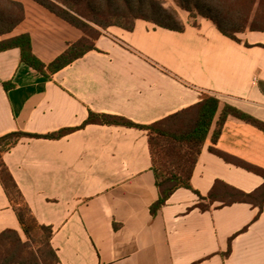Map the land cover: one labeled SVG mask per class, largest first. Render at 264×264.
Here are the masks:
<instances>
[{
    "label": "crops",
    "instance_id": "obj_1",
    "mask_svg": "<svg viewBox=\"0 0 264 264\" xmlns=\"http://www.w3.org/2000/svg\"><path fill=\"white\" fill-rule=\"evenodd\" d=\"M0 40L29 33L46 64L84 32L35 0ZM177 31L145 19L133 30L110 26L96 47L45 76L22 62L20 48L0 51V136L23 131L3 157L40 224L53 227L57 264H264V204L215 201L199 206L221 180L246 192L264 177L211 147L264 169V131L230 115L216 143L225 105L264 122V30L224 34L208 18L183 15ZM5 82L13 85L7 89ZM221 100L195 166L153 214L160 198L146 129L85 124L91 111L148 125L201 101ZM206 202V201H205ZM26 235L0 181V231Z\"/></svg>",
    "mask_w": 264,
    "mask_h": 264
},
{
    "label": "trees",
    "instance_id": "obj_2",
    "mask_svg": "<svg viewBox=\"0 0 264 264\" xmlns=\"http://www.w3.org/2000/svg\"><path fill=\"white\" fill-rule=\"evenodd\" d=\"M61 18L81 29L84 36L69 44L65 52L49 64L35 55L32 38L24 33L0 40V51L20 48L22 62L45 76L62 69L96 47V40L104 30L116 25L133 30L137 19H145L159 26L183 31L185 21L176 7L190 11L193 17L213 21L227 36L238 39L237 33L246 30H264V0H35ZM25 17L22 3L0 0V34L11 32ZM195 24L197 22L195 21ZM103 30V31H102ZM9 89L13 83L5 82ZM221 105V100L205 93L198 103L184 108L152 124H137L125 117L90 113L85 124L106 123L146 129L153 159L160 198L151 206L157 211L178 188L194 189L191 178ZM243 119L264 131V122L231 105H225L212 137L216 143L230 116ZM69 130L40 135L23 131L0 136V181L18 215L26 238L15 229L0 231V264H57L59 256L52 246L53 227L40 224L27 203L13 174L4 160V153L21 137L59 138ZM211 150L225 160L254 171L264 177V169L230 156L215 147ZM199 206L208 210L215 201L224 205L234 202L264 204V185L246 192L221 180L216 181L207 197L200 195ZM206 201V202H205Z\"/></svg>",
    "mask_w": 264,
    "mask_h": 264
},
{
    "label": "rangeland",
    "instance_id": "obj_3",
    "mask_svg": "<svg viewBox=\"0 0 264 264\" xmlns=\"http://www.w3.org/2000/svg\"><path fill=\"white\" fill-rule=\"evenodd\" d=\"M170 3L176 5L175 1L174 0H168ZM176 7L178 8L180 14H181V17L183 18V15L188 13L189 14V18H191L193 21H196V17H193L192 13L190 11H187L179 6L176 5ZM184 20V19H183ZM257 25H260V26H264V23H261V24H257ZM103 31V30H102ZM26 238V237H25Z\"/></svg>",
    "mask_w": 264,
    "mask_h": 264
}]
</instances>
